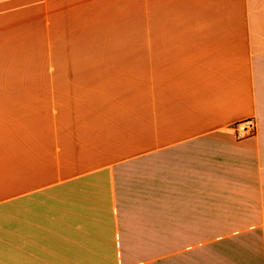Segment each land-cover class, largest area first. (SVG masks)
I'll list each match as a JSON object with an SVG mask.
<instances>
[{"label": "crops", "instance_id": "1", "mask_svg": "<svg viewBox=\"0 0 264 264\" xmlns=\"http://www.w3.org/2000/svg\"><path fill=\"white\" fill-rule=\"evenodd\" d=\"M107 4L0 0V264H264V0Z\"/></svg>", "mask_w": 264, "mask_h": 264}, {"label": "rangeland", "instance_id": "2", "mask_svg": "<svg viewBox=\"0 0 264 264\" xmlns=\"http://www.w3.org/2000/svg\"><path fill=\"white\" fill-rule=\"evenodd\" d=\"M108 2L109 9L106 11L108 17L115 22V28L119 34L114 41H110L109 46V68L118 69L116 66H121V69H130L132 67V22L137 18L148 16L147 0H105ZM107 7V6H106ZM143 39V36L141 37ZM143 42V41H142ZM142 59L147 57V50L143 51ZM249 260V259H248ZM252 264H259L257 251H252Z\"/></svg>", "mask_w": 264, "mask_h": 264}, {"label": "built area", "instance_id": "3", "mask_svg": "<svg viewBox=\"0 0 264 264\" xmlns=\"http://www.w3.org/2000/svg\"><path fill=\"white\" fill-rule=\"evenodd\" d=\"M256 120L251 117L234 125V132L237 139H243L256 132Z\"/></svg>", "mask_w": 264, "mask_h": 264}]
</instances>
